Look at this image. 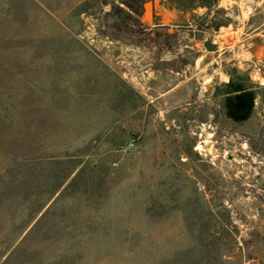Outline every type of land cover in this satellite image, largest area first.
Wrapping results in <instances>:
<instances>
[{"label":"rangeland","instance_id":"obj_1","mask_svg":"<svg viewBox=\"0 0 264 264\" xmlns=\"http://www.w3.org/2000/svg\"><path fill=\"white\" fill-rule=\"evenodd\" d=\"M0 264H264V0H0Z\"/></svg>","mask_w":264,"mask_h":264},{"label":"water","instance_id":"obj_2","mask_svg":"<svg viewBox=\"0 0 264 264\" xmlns=\"http://www.w3.org/2000/svg\"><path fill=\"white\" fill-rule=\"evenodd\" d=\"M209 49V45H207ZM257 106V96L253 91H244L241 88L236 89V94L230 96L227 101L229 109L228 117L236 122L248 123L252 119L253 109Z\"/></svg>","mask_w":264,"mask_h":264},{"label":"flooded vegetation","instance_id":"obj_3","mask_svg":"<svg viewBox=\"0 0 264 264\" xmlns=\"http://www.w3.org/2000/svg\"><path fill=\"white\" fill-rule=\"evenodd\" d=\"M209 48H210V46H209ZM238 88H241L244 91H253V92H255V94L257 96V106L253 109L252 119L249 122L253 121V119H254V117H255V115L257 113L258 106H259V94H258L257 90L255 89V87H253L251 85H248V84L244 83L243 81H240V80L236 79L234 76H230L228 78V80L224 81V83L219 87V89H220L219 96H218L219 97V101H220L219 114L221 116H223L224 119H226L227 121L235 124L236 126H245L249 122L245 123L243 121L241 123H238L233 118H229L228 117V112H229V109L227 108L228 98L230 96L235 95L236 94V89H238Z\"/></svg>","mask_w":264,"mask_h":264},{"label":"trees","instance_id":"obj_4","mask_svg":"<svg viewBox=\"0 0 264 264\" xmlns=\"http://www.w3.org/2000/svg\"><path fill=\"white\" fill-rule=\"evenodd\" d=\"M182 7L184 10H194L198 7L212 8L218 0H170Z\"/></svg>","mask_w":264,"mask_h":264},{"label":"built area","instance_id":"obj_5","mask_svg":"<svg viewBox=\"0 0 264 264\" xmlns=\"http://www.w3.org/2000/svg\"><path fill=\"white\" fill-rule=\"evenodd\" d=\"M136 147V140L135 139H132L129 144L127 145V149L128 150H132Z\"/></svg>","mask_w":264,"mask_h":264},{"label":"bare ground","instance_id":"obj_6","mask_svg":"<svg viewBox=\"0 0 264 264\" xmlns=\"http://www.w3.org/2000/svg\"><path fill=\"white\" fill-rule=\"evenodd\" d=\"M152 11V10H151ZM151 17H152V14H151ZM207 81H210V79L209 80H207Z\"/></svg>","mask_w":264,"mask_h":264},{"label":"crops","instance_id":"obj_7","mask_svg":"<svg viewBox=\"0 0 264 264\" xmlns=\"http://www.w3.org/2000/svg\"><path fill=\"white\" fill-rule=\"evenodd\" d=\"M176 11V10H175Z\"/></svg>","mask_w":264,"mask_h":264}]
</instances>
